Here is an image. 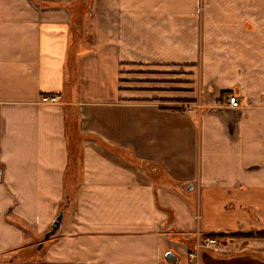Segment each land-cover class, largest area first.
<instances>
[{"label":"crops","instance_id":"crops-1","mask_svg":"<svg viewBox=\"0 0 264 264\" xmlns=\"http://www.w3.org/2000/svg\"><path fill=\"white\" fill-rule=\"evenodd\" d=\"M0 169V264H264V0H0Z\"/></svg>","mask_w":264,"mask_h":264},{"label":"built area","instance_id":"built-area-1","mask_svg":"<svg viewBox=\"0 0 264 264\" xmlns=\"http://www.w3.org/2000/svg\"><path fill=\"white\" fill-rule=\"evenodd\" d=\"M60 95L59 94H45L41 96V101L42 102H49V103H56L59 102L60 100ZM228 103L232 107H237L240 106L239 100L237 99L236 95L234 94H229L228 95ZM215 243V239L209 238L206 240V242H200L198 241L196 244V247L189 252V258L190 260H195V264H198L197 259H198V253L201 247L203 246H210L211 244Z\"/></svg>","mask_w":264,"mask_h":264},{"label":"water","instance_id":"water-1","mask_svg":"<svg viewBox=\"0 0 264 264\" xmlns=\"http://www.w3.org/2000/svg\"><path fill=\"white\" fill-rule=\"evenodd\" d=\"M0 180H1V169H0ZM192 187H193L192 184L188 186L189 189H191ZM63 217H64V211L61 210L59 214L56 216V218L53 220L51 224V228L44 234V239L50 238L52 235H54L58 231V229L60 228L62 224ZM41 247H42V242H40V244L38 245V248H41ZM166 256L169 260H172V261L177 260V257L173 252H168Z\"/></svg>","mask_w":264,"mask_h":264},{"label":"rangeland","instance_id":"rangeland-1","mask_svg":"<svg viewBox=\"0 0 264 264\" xmlns=\"http://www.w3.org/2000/svg\"><path fill=\"white\" fill-rule=\"evenodd\" d=\"M53 95H55V94H53ZM60 97H61V96H60ZM199 104H200V103H199ZM199 104L196 103L197 106H198ZM193 106H194L193 104H188V105H187L188 111H191V110L193 109ZM70 216H71V215H68V216H67L68 222H69V218H70ZM63 228H65V227H62L60 230H63ZM209 238H213V239H215V243H214V244H211L210 246H203V247H201V248H200V251H201L202 249H205V248H207V249H208V248H213L212 250H214V249L216 250V248L218 247V239H217L216 236H208V237H206V238H204L203 236H200V237H199V240H197V242L200 241V242H204V243H205L206 240L209 239ZM41 241H43V239H40V240H39V242H41ZM196 244H197V243H196ZM3 263H5V262H3Z\"/></svg>","mask_w":264,"mask_h":264},{"label":"trees","instance_id":"trees-1","mask_svg":"<svg viewBox=\"0 0 264 264\" xmlns=\"http://www.w3.org/2000/svg\"><path fill=\"white\" fill-rule=\"evenodd\" d=\"M219 234H209V236H217ZM255 235H264V232H256Z\"/></svg>","mask_w":264,"mask_h":264}]
</instances>
